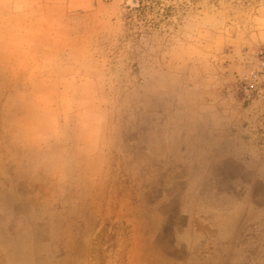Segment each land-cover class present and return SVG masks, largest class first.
<instances>
[{
  "label": "rangeland",
  "instance_id": "374dc122",
  "mask_svg": "<svg viewBox=\"0 0 264 264\" xmlns=\"http://www.w3.org/2000/svg\"><path fill=\"white\" fill-rule=\"evenodd\" d=\"M264 0H0V264H264Z\"/></svg>",
  "mask_w": 264,
  "mask_h": 264
},
{
  "label": "built area",
  "instance_id": "2783aa9c",
  "mask_svg": "<svg viewBox=\"0 0 264 264\" xmlns=\"http://www.w3.org/2000/svg\"><path fill=\"white\" fill-rule=\"evenodd\" d=\"M262 65L264 66V56H263V61H262Z\"/></svg>",
  "mask_w": 264,
  "mask_h": 264
}]
</instances>
